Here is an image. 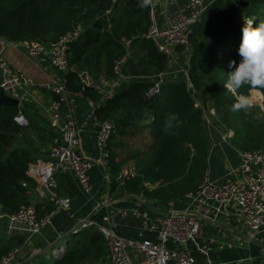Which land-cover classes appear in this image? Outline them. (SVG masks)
Masks as SVG:
<instances>
[{
    "label": "trees",
    "instance_id": "trees-1",
    "mask_svg": "<svg viewBox=\"0 0 264 264\" xmlns=\"http://www.w3.org/2000/svg\"><path fill=\"white\" fill-rule=\"evenodd\" d=\"M126 1L118 0L121 6L114 13L116 0H0V38L48 45L76 32L69 42L65 89L68 95L80 94L95 104L99 94L86 88L79 74L86 72L92 81L110 77L113 63L127 55L122 69L126 80L113 98L94 110L99 120H112L117 127L107 143L111 189L132 198L171 202L195 190L207 171L211 145L198 102L205 110L208 105L218 109L215 116L221 126L217 129L224 128L225 119L232 123L228 127L234 133L232 146H246L260 134L261 120L245 110H233L235 96L224 85L229 77L227 61H239L235 52L244 21L253 20L254 27L264 22V0L213 1L189 36V81H164L160 94L149 101V79L166 70L167 58L143 37L149 27L148 7L140 3L125 6ZM108 12L113 16L102 18ZM252 89L264 96V87L247 84L237 93L246 95ZM221 110L227 113L222 120ZM17 112V106H0L2 217L29 204L36 186L27 172L39 158L21 143L29 146L32 136L39 138L40 130L29 120V127L22 129L13 119ZM64 180L66 185L70 183L66 177ZM17 238L0 235V259L21 245ZM34 249L19 264H102L107 254L103 236L93 229L75 237L60 258H54L48 249L41 250V244Z\"/></svg>",
    "mask_w": 264,
    "mask_h": 264
},
{
    "label": "built area",
    "instance_id": "built-area-1",
    "mask_svg": "<svg viewBox=\"0 0 264 264\" xmlns=\"http://www.w3.org/2000/svg\"><path fill=\"white\" fill-rule=\"evenodd\" d=\"M135 1L144 4V0ZM163 1L151 0L147 5L149 27L143 37L152 43L159 54L166 56L167 68L149 79L152 86L146 101L160 94L161 83L165 81L173 64L184 58L187 67L190 57L189 36L208 7L207 0H187L174 6L167 14L161 7ZM161 17L163 22H160ZM76 36V32L67 34L48 45L26 40L10 43L0 38V93L18 102V112L13 119L22 129L29 127L23 105L29 98L33 83L29 76L12 68L4 59L6 48H21L28 58L39 65L49 64L55 72L62 74L61 78L48 80L41 85V90L51 97L44 113L49 128L58 135L59 143L51 146L45 158H39L31 164L27 172L35 183L50 193L52 207L49 212L39 215L35 203L30 202L22 206L17 213L4 216L7 221L4 235L7 238L23 237L24 241L19 247L10 249L2 256L0 264H15L22 250L31 244V240L39 236L60 212L70 209L71 198L59 197L55 193L58 174L71 175L78 189L89 195L93 191L89 174L91 169L95 165L106 167L108 164L107 143L117 129L114 121L99 120L94 115L93 120L98 128L95 142L100 155L96 159H90L78 153L79 130L71 116L62 111L64 97L68 94L63 75L68 70L69 42ZM124 44L128 46L129 42ZM126 61L127 55L115 61L111 70L112 76L101 77L98 81H92L87 73L79 74L85 87H92L99 94L98 104H104L113 98L122 82L126 80L122 72ZM179 74L185 81H189L186 69L181 68ZM197 105L202 108L204 116L205 109L201 104ZM208 113L215 115V109L208 110ZM228 135L229 138L233 137V131L229 130ZM104 180L110 183V175H104ZM183 199L185 207L180 210L174 209L173 202H170L168 211L154 220H148L143 215L142 229L156 233V242L137 241L118 235L113 222L115 216L120 213L114 212L102 217L101 222L80 220L72 234L97 230L104 238L107 253L102 264H196L191 245L202 254H206L207 250L206 246L200 247L197 244L203 222H215L217 215L226 214L228 208L238 210L245 230L252 235L264 230V152L242 151L237 168L230 171L220 183L212 182L206 171L198 187L186 193ZM131 213L134 216L139 215L137 210H132ZM125 214L121 211L120 215ZM168 243L176 245V248H168ZM63 251L64 249L56 251L53 255L58 257Z\"/></svg>",
    "mask_w": 264,
    "mask_h": 264
},
{
    "label": "crops",
    "instance_id": "crops-1",
    "mask_svg": "<svg viewBox=\"0 0 264 264\" xmlns=\"http://www.w3.org/2000/svg\"><path fill=\"white\" fill-rule=\"evenodd\" d=\"M213 1L207 0L208 7ZM179 4H181L179 0H164L161 7L169 14L173 7ZM120 6L121 4L118 2L117 7H114V12H117ZM111 15L106 13L102 18L109 20ZM162 20L161 17L160 22H163ZM4 59L12 68L29 76L33 83V88L29 91V98L24 103L23 110L31 126H36L40 130V134L39 138L31 137L29 146H27L28 143L24 142L21 143V147H30L35 158H44L51 146L59 143V138L56 132L48 126L44 109L51 97L41 90V85L48 80L61 78L62 74L55 72L49 64L39 65L36 61L28 58L23 50L18 47H7L4 52ZM184 61L186 60L182 58L181 63L173 64L169 68V74L165 78L167 83L172 84L179 81L180 78L184 79L179 74L181 68L187 70ZM84 73L86 74V72ZM98 103L88 101L80 94H67L62 103V111L71 116L79 130L78 153L90 159H96L100 155L95 142L98 128L93 120L94 110ZM220 112L221 117L226 114L225 110ZM205 129H207L206 126ZM213 130L212 136L214 138L210 132L207 134L210 145L215 146L207 158V175L212 182L220 183L230 171L237 168L242 151H238L235 146H232V137L229 138L228 135L229 129L224 127L220 130L217 128ZM108 165L109 160L106 167L95 165L91 169L89 174L93 191L89 195L78 189L71 175L61 173L63 175L58 174L56 176L57 188L55 193L59 194L60 197L69 196L71 198L70 209L60 212L39 236L31 240V244L25 249L29 248L34 254L36 245L41 244L44 247L41 250L48 249L51 251V255L55 253L56 250L54 249L58 247L64 249V254L69 241L73 236L79 235H73L72 232L80 220L91 219L101 222L105 215L111 212L121 214V211L126 214L115 216L113 222L118 235L137 241H157L156 233L142 229L143 215L148 220L162 216L170 208V201L149 199L145 196L132 198L124 195L118 189L112 191L111 181L107 183L104 180V175H110ZM65 177L70 182L68 185L65 184ZM35 184L36 186L30 195V202L35 203L39 214L46 213L52 207L50 193L43 186ZM69 191H73L72 194H69ZM171 202H173L172 207L176 210L185 207L183 197ZM132 210H137L139 215L134 216L131 213ZM5 227V218L0 216L1 236H4ZM17 240L23 244V237H19ZM66 242L67 247L64 248ZM197 244L200 247L206 246L207 250L206 254H202L195 246L191 245L196 264H264V230L254 235L245 230L242 218L238 210L234 208H228L226 214H218L215 222L204 221L197 237ZM167 247L175 249L176 245L168 243ZM63 254H58V257L54 255V258H60Z\"/></svg>",
    "mask_w": 264,
    "mask_h": 264
},
{
    "label": "clouds",
    "instance_id": "clouds-1",
    "mask_svg": "<svg viewBox=\"0 0 264 264\" xmlns=\"http://www.w3.org/2000/svg\"><path fill=\"white\" fill-rule=\"evenodd\" d=\"M150 2L144 0L145 6ZM237 53L239 61L229 62L231 71L224 87L235 96L233 110L247 111L252 105V99L248 95L238 94L237 90L245 84L264 87V22L254 27L253 20L244 21Z\"/></svg>",
    "mask_w": 264,
    "mask_h": 264
},
{
    "label": "rangeland",
    "instance_id": "rangeland-1",
    "mask_svg": "<svg viewBox=\"0 0 264 264\" xmlns=\"http://www.w3.org/2000/svg\"><path fill=\"white\" fill-rule=\"evenodd\" d=\"M117 1L118 0H116L115 5H114L115 8L117 7V4H118ZM113 12H114V9H113ZM108 13H110V12H108ZM112 16H113V14L111 15V17ZM235 53H237V51ZM219 55L222 56V53H219ZM230 61H227V62H230ZM179 63H181V62H178V64ZM226 69H227V71H225V72L229 76L230 75L229 71H231V69H229V67H226ZM246 95H248L253 100L251 107L246 111V113L251 115V116H253V117H255V118H258V120H261L262 124H261V127H260V134H258V136H257V138L255 139L254 142H251L250 144H248L246 146H236V147H238L237 148L238 151H241V150H246L247 148H250V146H255V149L264 152V111H263L264 110V96H263V94L260 91L255 90V89H252V90L248 91ZM199 103L200 102H198L197 104H199ZM212 108L215 109L216 112H218V109L214 108L213 105H208L206 107V110L204 111L205 115L203 116V119L205 118L204 120H206L205 124H206V128H207L206 129L207 130V134L210 132L211 136L214 133L213 129H215L217 127V125L221 126V124L218 122V120H219L218 118L219 117L214 116V115H210L208 113V110H210ZM225 113H226V111H225ZM226 115H227V113L225 115H223L222 117L226 118ZM222 117H221V120L223 119ZM225 121L223 122V127H227L226 129H228V127L232 126V123L229 122L228 119L227 120L225 119ZM212 138H214V136H212ZM213 148H215V146H210V151ZM250 149H252V148H250ZM74 238H75V236H73V238L69 241V243H71ZM66 247H67V242L64 244V248H66ZM60 249L62 250L61 247H58V248H56L54 250L59 251ZM29 252H31V250L29 248L22 250V252H21V254L19 256V259L16 261L15 264L21 263V261L23 259L26 260V258L28 257V256H26V254L29 253Z\"/></svg>",
    "mask_w": 264,
    "mask_h": 264
},
{
    "label": "water",
    "instance_id": "water-1",
    "mask_svg": "<svg viewBox=\"0 0 264 264\" xmlns=\"http://www.w3.org/2000/svg\"><path fill=\"white\" fill-rule=\"evenodd\" d=\"M125 6L134 5L138 6L139 3L135 0H127ZM87 88V87H86ZM0 106H18V102L0 93Z\"/></svg>",
    "mask_w": 264,
    "mask_h": 264
},
{
    "label": "bare ground",
    "instance_id": "bare-ground-1",
    "mask_svg": "<svg viewBox=\"0 0 264 264\" xmlns=\"http://www.w3.org/2000/svg\"><path fill=\"white\" fill-rule=\"evenodd\" d=\"M252 102H253V100H252Z\"/></svg>",
    "mask_w": 264,
    "mask_h": 264
}]
</instances>
